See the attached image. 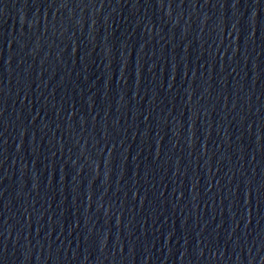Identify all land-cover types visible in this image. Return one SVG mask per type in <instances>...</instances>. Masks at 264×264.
Returning a JSON list of instances; mask_svg holds the SVG:
<instances>
[{"label": "water", "instance_id": "95a60500", "mask_svg": "<svg viewBox=\"0 0 264 264\" xmlns=\"http://www.w3.org/2000/svg\"><path fill=\"white\" fill-rule=\"evenodd\" d=\"M0 264H264V0H0Z\"/></svg>", "mask_w": 264, "mask_h": 264}]
</instances>
